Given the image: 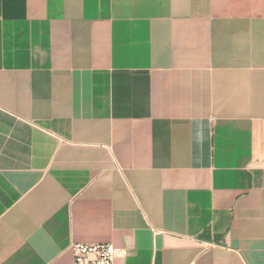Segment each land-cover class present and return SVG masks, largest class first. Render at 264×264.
I'll return each mask as SVG.
<instances>
[{"label":"crops","instance_id":"0c3cea01","mask_svg":"<svg viewBox=\"0 0 264 264\" xmlns=\"http://www.w3.org/2000/svg\"><path fill=\"white\" fill-rule=\"evenodd\" d=\"M264 264V0H0V264Z\"/></svg>","mask_w":264,"mask_h":264},{"label":"built area","instance_id":"2783aa9c","mask_svg":"<svg viewBox=\"0 0 264 264\" xmlns=\"http://www.w3.org/2000/svg\"><path fill=\"white\" fill-rule=\"evenodd\" d=\"M72 264H113L116 250L111 244L71 245Z\"/></svg>","mask_w":264,"mask_h":264}]
</instances>
